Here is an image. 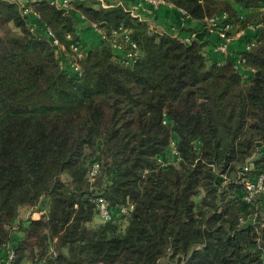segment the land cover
<instances>
[{
	"label": "trees",
	"instance_id": "16d2710c",
	"mask_svg": "<svg viewBox=\"0 0 264 264\" xmlns=\"http://www.w3.org/2000/svg\"><path fill=\"white\" fill-rule=\"evenodd\" d=\"M161 1L180 30L225 13L244 31L240 44L224 55L215 33L205 53L204 42L155 31L125 3L29 1L35 16L0 0V254L13 250L9 264H264V177L244 199L246 182L264 174V0ZM80 17L104 39L74 59L75 73L43 29L70 51ZM120 29L137 47L128 65L112 48ZM98 198L113 218L94 223Z\"/></svg>",
	"mask_w": 264,
	"mask_h": 264
},
{
	"label": "built area",
	"instance_id": "2783aa9c",
	"mask_svg": "<svg viewBox=\"0 0 264 264\" xmlns=\"http://www.w3.org/2000/svg\"><path fill=\"white\" fill-rule=\"evenodd\" d=\"M149 2H151L153 5L159 4V3H164L161 0H147ZM50 3H55L58 7L61 8H68V3L66 1L63 2H57L56 0H50ZM23 7L22 9V13L23 14H28V13H32V9L29 6V1L26 2V4L22 5ZM33 14H35L33 12ZM131 14L132 11H131ZM180 14L184 15V11L180 10ZM134 15V14H133ZM36 16V14H35ZM136 16V15H135ZM219 18H221L222 21H219ZM181 20V17H180ZM182 21V20H181ZM28 28L29 31L32 33H38L36 30V25L33 22H28ZM203 25L205 26V28L209 31V32H213L216 31L218 33V36L221 39V42H219V44L215 47V49L224 54L227 55L228 53V48H229V41H230V36L229 34H227V31L230 29L231 23L229 22V20L227 19V15L225 13H222L218 16H213L210 18H205L202 21ZM92 27L94 28V30L99 33V35L102 37V39H104V34L103 32L96 27L94 24L92 25ZM249 28L251 30L255 29V26H249ZM44 32L47 33V36L49 38H51V43L52 45H60L57 40H55L52 37L51 32L49 31V29H47V27H44ZM121 30V29H120ZM118 32V31H117ZM41 35V34H40ZM115 37V36H114ZM179 37V36H178ZM180 39L184 42L185 40L183 38L180 37ZM119 40H114L112 41V48L115 51H122L119 54V60L121 61V63H123L124 65H128L131 64L133 62V60L136 58L137 56V47L134 43L130 42L128 40V37L126 36L125 41H121L122 43L119 44L118 42ZM254 43V39H252V41L248 42L246 44V48L248 49L252 44ZM80 48L78 47H74L73 50L75 52L74 55H72L71 58V63L74 64L75 69L77 70V72L79 73L78 70V66L75 63V58H80L85 54V51H83L82 49L79 50ZM125 49V50H124ZM237 64H240V60H237ZM170 148L172 149L173 153L175 154V148H174V141L171 140L170 142ZM247 166H244V170H247ZM98 170V163L97 162H93L87 172V176L88 179L91 180L93 179V177L96 175ZM264 177V174H260L257 179L255 180L254 183H251L250 181L246 182V193L244 196V199L249 201L251 199H253L254 197L256 198L257 194H259V192L261 191L262 188V179ZM96 205H97V217H99L102 221H106V220H110L111 218H113L112 213L110 212L109 208L107 207V204L105 203L104 200L98 198L96 199ZM131 209V205H125V206H121L118 209V214L121 216H125L127 215V213L129 212V210ZM45 210L40 208V209H36L32 211L33 213L36 214H41L43 213ZM13 257V250L11 248L7 249V260L10 261ZM26 264H38V263H34V262H27Z\"/></svg>",
	"mask_w": 264,
	"mask_h": 264
},
{
	"label": "crops",
	"instance_id": "0c3cea01",
	"mask_svg": "<svg viewBox=\"0 0 264 264\" xmlns=\"http://www.w3.org/2000/svg\"><path fill=\"white\" fill-rule=\"evenodd\" d=\"M20 4H23L24 1H33V0H15ZM98 2H95L97 4ZM116 4H121L125 3L127 7L132 11V13L136 16H138L141 19H144L147 21L155 31L158 32H170L173 33L174 35H177L181 38H183L186 43H189L192 40H198L201 42H204V47L203 50L204 52H208L212 50V44L215 39V33L216 31L209 32L204 25L200 22H192L190 23L185 29V30H180L178 29V12L169 4L165 3H159L156 5H153L151 2L147 0H118L115 1ZM109 4L107 3H101V5L106 6ZM98 5V4H97ZM87 24L86 20L84 18H79V25H84ZM88 27L91 29L92 26L87 24ZM77 28V33L79 30L82 28L79 27L78 25L76 26ZM189 29V30H188ZM229 36H230V41H229V47L231 48H236L238 44L241 42V38L243 36L244 31L238 30L236 25H231L229 29ZM127 31L125 29H121L118 32L115 33L114 40H121L125 41L126 36H127ZM252 41V39L249 38L247 42ZM68 42H69V48L70 51H67L64 49V47L57 45L62 51L63 54L65 55L66 58H69L70 55L75 54L73 48L77 47L75 42L68 37ZM93 43H87L85 45L86 49H88ZM58 57V55H57ZM59 58V57H58ZM248 73V77L250 76V72L248 70H245ZM32 217L37 218L39 214H31ZM14 237H20L21 233L20 232H14L13 233ZM7 249L9 248L8 245L6 247ZM6 259L4 258L3 253L0 254V264H7ZM9 264V263H8Z\"/></svg>",
	"mask_w": 264,
	"mask_h": 264
},
{
	"label": "rangeland",
	"instance_id": "374dc122",
	"mask_svg": "<svg viewBox=\"0 0 264 264\" xmlns=\"http://www.w3.org/2000/svg\"><path fill=\"white\" fill-rule=\"evenodd\" d=\"M56 1L57 2L66 1L67 3H83L85 5H93V6L97 7V4H95V2H98L100 4L101 3H107V2H109V3H115V1H118V0H56ZM24 4H26V1H24L22 5H24ZM219 21H222L221 18H219ZM76 24H78V22ZM87 24L85 23L84 25H78L82 29L78 31V42L75 43L77 45V47L80 48L79 50L82 49L83 51H86L87 50L86 47H85V45L87 43H93L94 44L96 42H101L103 40L102 37L99 35V33H97L94 30L93 27H92L93 29H91L90 27H88ZM118 42H119V44L122 43L120 40ZM53 46H54L55 53H56V55H58L59 60L62 63V65L65 66V68H67V70L76 73L77 70L75 69L74 64L71 63L72 62L71 61V58H72L71 55H70L69 58H66L65 55L63 54V51L57 45H53ZM59 46H61V45H59ZM116 52L120 53L122 51H116ZM240 71H241V74L244 77H247L248 73L245 70H241L240 69ZM173 155H174V153H173L172 149L169 148L168 152H166L165 155L161 156L160 159L163 161V163H167L169 161H172V159L174 157ZM24 216L26 217L27 215H25V213H24L22 217H24ZM100 221H101V219L99 217H95L94 218V223H98ZM123 221L124 220H120V222L118 221V224H120V226H122L121 224L123 223ZM5 262L7 264L9 263V261L7 259H6Z\"/></svg>",
	"mask_w": 264,
	"mask_h": 264
}]
</instances>
